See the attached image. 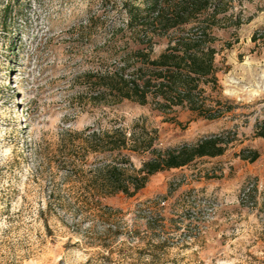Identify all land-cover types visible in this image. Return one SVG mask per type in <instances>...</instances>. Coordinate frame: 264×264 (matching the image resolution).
<instances>
[{"label": "rangeland", "instance_id": "1", "mask_svg": "<svg viewBox=\"0 0 264 264\" xmlns=\"http://www.w3.org/2000/svg\"><path fill=\"white\" fill-rule=\"evenodd\" d=\"M124 1L0 0V264H264V0H207L141 45L122 29ZM200 26L216 81L194 94L216 117L107 89L117 68L138 66L131 48L151 43L156 58ZM115 128L162 151L218 135L224 150L103 197L105 208L83 204V182L115 158ZM123 152L136 168L152 156Z\"/></svg>", "mask_w": 264, "mask_h": 264}, {"label": "trees", "instance_id": "2", "mask_svg": "<svg viewBox=\"0 0 264 264\" xmlns=\"http://www.w3.org/2000/svg\"><path fill=\"white\" fill-rule=\"evenodd\" d=\"M144 3L143 6L131 0L122 3V29L135 38V44L140 45L144 43V38L151 40L153 35L166 34L169 29L189 21L188 15L196 16L207 7V0H144ZM216 12L218 10L215 8ZM194 31L189 36L171 39L168 47L156 58L149 55L151 43L146 46L148 52L145 47L131 48L129 52L138 59V66L131 70L126 66L117 68L107 76L110 77L106 83L107 89L118 100L128 99L146 104L151 96L159 108L185 105L199 111L205 118L216 117L210 112L200 111L204 104H198L194 94L198 89L201 91V78L210 74L212 80L216 81L213 72L216 50L210 44L213 37L201 26ZM256 134L264 138V120L257 124ZM105 137V149L116 151L115 158L94 168L91 177L83 182L84 189L91 195L81 201L93 207L105 208L101 199L118 192L134 195L157 171L184 166L195 157L216 156L224 150L221 145L223 140L218 135L200 139L194 145L184 144L163 151L152 148L151 142L133 140L121 128L106 132ZM123 151H149L152 156L136 168L130 154ZM256 157L257 152H254L251 159ZM47 201L50 206L66 207L60 198Z\"/></svg>", "mask_w": 264, "mask_h": 264}]
</instances>
